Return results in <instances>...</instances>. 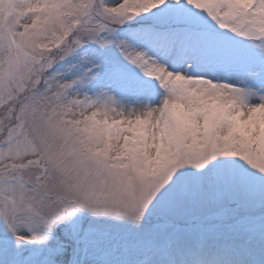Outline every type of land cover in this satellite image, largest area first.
Returning a JSON list of instances; mask_svg holds the SVG:
<instances>
[{"label":"snow or ice","instance_id":"1","mask_svg":"<svg viewBox=\"0 0 264 264\" xmlns=\"http://www.w3.org/2000/svg\"><path fill=\"white\" fill-rule=\"evenodd\" d=\"M0 264H264V0H0Z\"/></svg>","mask_w":264,"mask_h":264}]
</instances>
